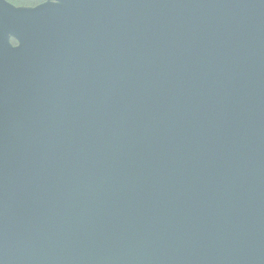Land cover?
Masks as SVG:
<instances>
[{
	"label": "water",
	"instance_id": "water-1",
	"mask_svg": "<svg viewBox=\"0 0 264 264\" xmlns=\"http://www.w3.org/2000/svg\"><path fill=\"white\" fill-rule=\"evenodd\" d=\"M0 264H264V0H0Z\"/></svg>",
	"mask_w": 264,
	"mask_h": 264
},
{
	"label": "clouds",
	"instance_id": "clouds-1",
	"mask_svg": "<svg viewBox=\"0 0 264 264\" xmlns=\"http://www.w3.org/2000/svg\"><path fill=\"white\" fill-rule=\"evenodd\" d=\"M7 2L15 7L36 8L47 3V0H7Z\"/></svg>",
	"mask_w": 264,
	"mask_h": 264
},
{
	"label": "rangeland",
	"instance_id": "rangeland-1",
	"mask_svg": "<svg viewBox=\"0 0 264 264\" xmlns=\"http://www.w3.org/2000/svg\"><path fill=\"white\" fill-rule=\"evenodd\" d=\"M11 41L13 44H16L18 42V40L15 36H11Z\"/></svg>",
	"mask_w": 264,
	"mask_h": 264
},
{
	"label": "snow or ice",
	"instance_id": "snow-or-ice-1",
	"mask_svg": "<svg viewBox=\"0 0 264 264\" xmlns=\"http://www.w3.org/2000/svg\"><path fill=\"white\" fill-rule=\"evenodd\" d=\"M49 2V0H47V3ZM41 6V5H40ZM40 6H38V7H40ZM18 8H28V7H18ZM37 8V7H36Z\"/></svg>",
	"mask_w": 264,
	"mask_h": 264
}]
</instances>
